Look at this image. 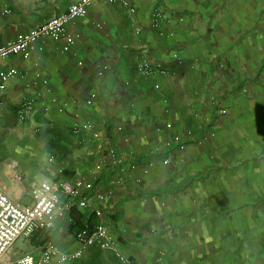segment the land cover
Segmentation results:
<instances>
[{
    "label": "crops",
    "instance_id": "0c3cea01",
    "mask_svg": "<svg viewBox=\"0 0 264 264\" xmlns=\"http://www.w3.org/2000/svg\"><path fill=\"white\" fill-rule=\"evenodd\" d=\"M78 1L0 0V46ZM130 5L99 0L68 23L78 36L68 51L41 37L30 58L0 63L22 74L0 95V114L29 126L33 149L0 155V189L26 206L47 180L62 204L89 203L9 256L39 258L48 242L79 249L78 232L104 224L135 264H264V0ZM26 100L34 112L21 122ZM89 120L92 130L73 132ZM111 149L123 164L110 163ZM79 179L76 195L62 188ZM69 264L120 263L89 247Z\"/></svg>",
    "mask_w": 264,
    "mask_h": 264
},
{
    "label": "built area",
    "instance_id": "2783aa9c",
    "mask_svg": "<svg viewBox=\"0 0 264 264\" xmlns=\"http://www.w3.org/2000/svg\"><path fill=\"white\" fill-rule=\"evenodd\" d=\"M99 0H79L72 3L68 11L60 16H55L45 23L32 28L28 33L19 36L16 40L0 46V63L11 56H21L24 59L30 58L34 43L41 37H49L54 41L64 40L63 51H68L70 46L78 40L77 35L67 33V25L75 19L85 18L88 15L89 7ZM112 4H122L131 8L130 0H109ZM164 13L156 10L154 13V25L160 27V20ZM140 70L149 74L153 69L149 62L144 61L139 66ZM160 73L165 71L160 70ZM22 74L17 68H7L0 70V95L7 90L10 80L20 77ZM44 84L49 81L41 74L37 75ZM34 112L33 100H26L22 103L17 112V118L21 122H26ZM225 112V111H223ZM93 123L85 121L81 125H74L73 132L80 133L82 130H92ZM108 160L113 165H121L124 160L118 157L114 149L109 150ZM135 166H133V169ZM84 185L83 180L74 183L65 182L62 185L64 191L69 195H76ZM58 187L50 181L43 180L35 184L32 188V203L21 206L16 203L8 194L0 189V264H69L80 260L84 256L85 249L98 247L110 250L120 264H135L134 260L123 253L118 245L115 236L104 224H98L94 229H83L77 234V239L81 242V247L73 251H64L52 242H48L41 251L39 258L31 253L25 254L17 260H13L9 254L15 243L22 238H29L38 231L52 229L55 226L56 218H63L67 211L74 205L87 207V199L79 203L62 204L57 195ZM103 198V196H99ZM102 214V212H98Z\"/></svg>",
    "mask_w": 264,
    "mask_h": 264
},
{
    "label": "rangeland",
    "instance_id": "374dc122",
    "mask_svg": "<svg viewBox=\"0 0 264 264\" xmlns=\"http://www.w3.org/2000/svg\"><path fill=\"white\" fill-rule=\"evenodd\" d=\"M0 117H3L1 119V122L5 121V125L7 126H0V135L2 138H0V155H6L8 153H11L14 150L17 151H25L29 152L33 150L30 148V129L29 126H21L14 120L16 118V114L13 111H9L3 114V112L0 114ZM36 145V148L42 149V147H38ZM30 242L28 240L20 239L16 242L14 245V249L21 251L25 250L29 247Z\"/></svg>",
    "mask_w": 264,
    "mask_h": 264
}]
</instances>
